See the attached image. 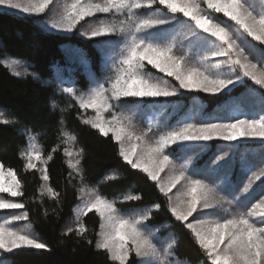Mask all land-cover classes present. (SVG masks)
<instances>
[{
  "label": "snow or ice",
  "instance_id": "snow-or-ice-1",
  "mask_svg": "<svg viewBox=\"0 0 264 264\" xmlns=\"http://www.w3.org/2000/svg\"><path fill=\"white\" fill-rule=\"evenodd\" d=\"M54 0H0V7L9 10H20L29 16H39L49 9ZM205 5L206 7H202ZM97 13L125 14L118 23L100 22L98 26L81 34L89 38L108 36L113 33L123 34L126 45L120 59L115 76L105 88L103 83L90 88L86 93L76 95L73 88H64L63 92L72 95L76 104L83 111L92 110L95 115L82 119V123L97 130L102 136L108 137L119 146V156L132 169H139L147 174L148 178L156 181L160 192L168 198V210L176 221L184 224L195 238L196 243L204 250L210 264H264V196L248 207V203L256 194L257 181L264 182V169L253 172L247 183L233 195L232 200H226L217 195V189L202 179H194L186 175L185 166L179 169L171 153L165 149L176 145L173 151L183 152L187 145L184 142H207L214 139L235 141L240 138H260L264 141V116L259 119H238L234 123H201L199 125L186 123L179 128L161 134L155 140H149L151 128L137 134L130 126L128 117L113 112L111 101L125 97H171L177 95L175 86L169 87L167 81L154 80L146 77L142 70L145 61L153 68L172 77L179 85V89L198 90L205 93L230 94L229 85H234L232 78L214 75L207 67L191 65L186 56H178L173 51V45L155 42L165 29L161 26L174 28L182 25L185 36L191 37L190 43L200 48H208L201 57V62H208L212 58H224L211 63L210 67L219 69L227 65L232 72H237L236 80L246 77L256 85L264 88V47L257 48L250 45L246 37L264 45V11L257 14L249 7L247 0H72L60 20L51 23L52 29L71 32L86 17H93ZM212 13L222 14L227 21H220ZM183 17L184 19H181ZM231 21L232 23H228ZM148 30H156L154 32ZM145 33L144 36L138 35ZM204 34V35H202ZM212 38V39H209ZM251 49V51H248ZM250 57H258L255 62ZM5 66L15 71L19 61L8 60ZM259 65V66H258ZM224 90H227L226 92ZM264 103V100H262ZM55 107V104H53ZM105 113H110V119ZM0 123L9 124L13 121L0 118ZM68 139L75 141L76 137L69 133H62ZM29 147L21 156L25 158V170L36 169L39 161L47 165L53 159L57 148L44 158L36 137L29 135ZM73 152L65 147L64 155L68 157V167L77 169L79 160H72ZM80 152L75 155H80ZM227 153L218 155L212 162L216 168L222 167ZM216 168L210 171H215ZM41 179L45 182L42 187L47 193L57 198L59 194L47 185L49 175L46 167L38 169ZM168 170L170 175L166 182L161 181V173ZM83 180V178H82ZM178 185L183 192H177L178 203H173L169 195ZM90 199L80 210V216H86L95 210L100 218L101 232L97 235L101 240L97 243L98 249L105 250L109 258L116 264H128L129 257L135 253L142 258L141 264H166L162 255H171V245L163 252L154 243L151 233L145 231V222L151 219V210L130 218L126 215H117L115 201L106 199L103 195L89 189ZM235 192V190H234ZM0 193H7L11 197L23 195L21 181L12 169L5 170L0 164ZM83 195L85 189H79ZM142 197L129 194L125 201H136ZM224 202L236 203L246 209L229 218L216 220L197 219L193 214L203 215L202 209L213 208ZM159 209L160 205H153ZM24 204L11 202L0 197V209H22ZM192 217L195 224L189 221ZM27 213L13 215L12 221L27 220ZM187 222V223H185ZM28 227H31L29 224ZM73 231L68 229V232ZM78 235L86 232V226L81 221L76 229ZM91 243V241H88ZM48 245L30 233L19 231L12 227L11 222L0 223V250L20 255L14 249L47 250ZM0 264L3 261L0 260Z\"/></svg>",
  "mask_w": 264,
  "mask_h": 264
},
{
  "label": "trees",
  "instance_id": "trees-1",
  "mask_svg": "<svg viewBox=\"0 0 264 264\" xmlns=\"http://www.w3.org/2000/svg\"><path fill=\"white\" fill-rule=\"evenodd\" d=\"M47 16L20 17L0 11V118L13 121L0 123V164L5 170H14L21 181L23 195L16 197L14 202L24 204V208L16 211L27 213L25 223L31 225L34 236L49 246L47 250L8 254L0 260L3 264H116L105 250L96 247L101 223L99 216L94 210L86 216H80L78 212L80 199L88 198L87 190L92 189L115 201L116 207L123 212L150 209L151 219L145 223L148 231L156 233L157 247L171 245V254L188 264H210L191 231L171 216L168 198L160 192L156 182L123 161L119 146L110 135L102 136L83 124L82 119H87L90 112L81 110L72 95L63 92L64 88L70 87L79 95L88 90L93 80H105L112 73V65L117 64L118 59L113 62L112 54L104 53L102 48H107L114 37L86 38L81 34L87 27L83 26L85 22L95 19L100 23L107 21L106 16L86 18L70 35L48 32L42 27ZM250 41L257 48L264 47ZM8 60L20 62L15 69L19 76L5 66L3 62ZM89 75L94 79L89 81ZM154 78L170 80L161 74ZM247 83L235 87L230 94L191 91L155 99L151 107L159 111L161 119H148L145 113L139 122L149 129L159 127L167 120L165 127L171 131L186 123H234L238 119H254L255 115L264 113V89L254 82ZM121 106L137 108L138 104L124 102ZM65 132L74 135L76 140L62 135ZM29 135L36 137L45 159L51 149L57 148L46 166L36 161V169L25 170L26 160L21 153L29 147ZM186 145L183 152L173 151L176 145L169 147L175 160L181 161L184 157L188 160L191 171L185 170L186 173L210 185L229 178L231 185H220L228 186L233 193L239 186L238 181L246 182L253 172L264 168V145L261 144L239 142L235 146L214 141ZM65 147L74 153L73 161H80L78 170L68 167ZM77 152L81 154L75 155ZM224 153L228 154L225 159L232 157L224 161L215 180L206 181L204 174L210 172L215 158ZM45 167L49 175L47 185L59 194L58 199L42 187L45 182L38 169ZM227 169H230L229 174H222ZM82 187L85 189L83 195L79 193ZM263 189L264 182L260 181L257 193ZM129 194L142 198L125 201L124 197ZM156 204L160 205L159 209L153 207ZM218 209L217 205L208 208L203 215L219 217L221 210L218 212ZM81 221L86 232L78 235L75 229ZM68 229L73 231L68 232ZM136 263L131 254L128 264Z\"/></svg>",
  "mask_w": 264,
  "mask_h": 264
},
{
  "label": "rangeland",
  "instance_id": "rangeland-1",
  "mask_svg": "<svg viewBox=\"0 0 264 264\" xmlns=\"http://www.w3.org/2000/svg\"><path fill=\"white\" fill-rule=\"evenodd\" d=\"M71 2H72V0H54V3L50 5L49 9L46 10V12L44 14H41V15H48L45 18V23L42 25V27H44L48 32H55V33H59L61 35L73 34L75 32V29H73L71 32H66V31H62V30H58V29H52L50 26L52 22H56V21L60 20L61 16L63 15V13L66 9V6L68 4H70ZM93 2H102V0H93ZM21 3H27V0H21ZM247 3L249 5V7H251L257 14L264 11V0H247ZM202 7H206V6L202 5ZM0 11L9 12L11 14L18 15L20 17L21 16L22 17L23 16L24 17L29 16V14L24 13L20 10H9V9H4L3 7H0ZM41 15H39V16H41ZM125 15H126V13L123 15L116 14V13H111V14L97 13L95 16H101V17L106 16L107 21H105V20L102 21L104 23H118L119 20L124 19ZM212 15H214V16L216 15V17L218 16L217 18L220 21H227V18L223 17L222 14L212 13ZM31 17H33V16H31ZM86 18H90V17H86ZM181 19H184V18L181 17ZM228 23L231 24L232 22L228 21ZM98 24L99 23L97 20L90 19L89 21L85 22V24L83 26L84 27L87 26L85 31H90L93 27L98 26ZM161 28L165 29V31L163 33H161V35L159 36V38L155 42L161 44L162 46L173 45L174 53L178 56H186L187 62L191 65H195V66H199V67H207V70L210 71L214 75H221L225 78H232L235 81V84L229 85V89L231 91L235 87H238V86L244 85V84H248L247 81L253 82L250 79H248L246 77H242V76L240 77L239 80H236V76L238 75V70H237V72L234 73V72H232V70L227 65H225L219 69H215V68L210 67L211 63L218 62L219 60H222L224 58H212L210 61L202 63L201 57H203L209 49L208 48H200V47L196 46L195 44L190 43L192 38L185 36L184 33H185L186 29L182 25H176L174 28H170L169 26H161ZM148 31L154 32L156 30H148ZM138 35L144 36L145 33H139ZM202 35H204V34H202ZM110 36L114 37V39H112L111 42L109 41V44H108L109 46L107 48L103 47L102 50L104 53H111L112 56L114 57L113 58V62H114L115 58L118 60L120 59L127 41H126V38L123 34L113 33V34H110ZM84 37L89 38L87 36H84ZM209 39H212V38H209ZM246 39H247L248 43L250 45H252L251 41H250V40H252L251 37H246ZM252 42H256V41L252 40ZM256 43L259 44L258 42H256ZM262 46H264V45H262ZM248 51H251V49H249ZM250 58L253 59L254 62L257 59H259L258 57H250ZM79 59H82V57L80 55H79ZM112 66H113V71L110 74V76L108 78H106L105 80L95 81V80H93L94 78L91 79V77L89 75L88 80L89 81L93 80V83L90 87H88V90L92 87H95L97 84H100V83H103L105 88H107L109 86L110 80L112 78H114L115 70L119 65L114 64ZM142 72L146 77H151L154 80H156L154 77L157 74H161L162 76L168 77L165 73H162L158 69H155L151 65L147 64L146 61H145V68L142 70ZM168 78L170 79L169 81H167L168 86L169 87L175 86L178 89L177 93L198 91V90L179 89L178 83L172 77H168ZM163 81H165V80H163ZM257 86H259V85H257ZM262 89H264V88H262ZM87 91H83L81 93H86ZM224 91L226 92L227 90H224ZM222 93H224V92H222ZM206 94L216 95L219 93H215V94L206 93ZM158 98H162V97H143V98L125 97V98H121L120 100H113V101H111V103L113 105L112 111L117 112V113H121L124 116L128 117L130 120V126L133 128V130L137 134H139V133L146 131L148 129V128L144 127L139 122L141 117L143 116V114L146 113L149 116L148 119H156V120L161 119L162 115H160L159 111L157 110V112H156L155 109H153L151 107L153 105L152 104L153 101L155 99H158ZM124 102L136 103V104H138V107L137 108H125L124 106H121V104ZM140 106H142V107H140ZM262 107H264V105ZM88 111L90 112V115H88L89 117L95 115V113L92 110H88ZM105 116H106V118L110 119V113H105ZM261 116H264V113L263 114L260 113V114L255 115L254 119H259ZM166 121H162L160 123L159 127H157V125H156L154 128H151L152 131L149 133V136H148V139L150 141L157 139L161 134L169 132V130L166 129L167 127H165ZM109 135L111 136V134H109ZM214 141L220 142L221 144L232 143L235 146H237L239 142H254L256 144L264 145V141H262L260 138H243V137L238 139V140H235V141H224V140H220V139H214V140L207 141V142H214ZM200 142H203V141H200ZM184 143L187 144V143H192V142H184ZM171 146H173V145H170L169 147H171ZM165 152L169 153V148L165 149ZM230 157H232V155L227 157L225 159V161L227 159H229ZM170 158L173 159V161L177 162V163L174 162L177 169H179L181 165H184L186 171H188V172L191 171L190 170L191 165L188 163V160L185 157L181 161L175 160L173 157H171V155H170ZM34 162L37 163L36 161H34ZM220 163L223 166L224 161H221ZM252 167H254V166H252ZM213 168H216V166L214 165L211 169H213ZM219 169H220V167L216 168L215 171H210L209 173L208 172L205 173L204 174L206 177L205 180L208 182H212L213 180H215L218 177V175H220V173H218ZM247 170L250 171L249 168H247ZM229 171H230V169L223 170L222 174H229ZM256 172H257V170H256ZM169 175H170V172L168 170H165V172H162L161 176H160L161 181L166 182ZM186 175H188V174L186 173ZM228 180H229V178H225L223 181H220L221 183L220 182L219 183L217 182L216 184L212 183L213 184L212 186H214L217 189V195L218 196H223L226 198V200H232L233 195L238 194L239 189H241L243 187V185L245 183H247V181L246 182H244V180L238 181L237 185L239 184V186H238L237 190L233 193V192H230V189L228 186L227 187L221 186V185L226 186L224 183H228ZM259 183H260V181H257L256 185L254 186L256 189V194H255L254 198L248 203V205H247L248 207H251V204L256 203L262 196H264V189L261 193H257V188H258ZM231 184L232 183H230V184L228 183V185H231ZM178 190H179V192L182 193L183 187L181 185H178L177 188L173 189L172 193L169 194L173 197V203L174 204L178 203V200H177ZM0 197L8 199L11 202H14V199L16 198V197L9 196L7 193H0ZM89 199H90L89 196H88V198L83 197L80 199V203L78 206V212H80V210L84 207V204ZM223 206H227V207H229V209H225V207H223ZM219 207H221V208H219ZM217 209H218V212H219V210H221L219 212V217L215 216L214 214H212L211 216L210 215L207 216V214L206 215H198V214L194 213L193 215L196 216L197 219L216 220V219H220V218H229L232 215H235L240 211L246 210V209L238 206V204H236V203L229 204L227 202H224L220 205H217ZM16 210H18V209H0V223H5L6 221L11 222L12 227H14L15 229H17L19 231L30 233L32 236H34L33 231L31 230L30 227H28V223L26 224L24 220L12 221L13 215H20L19 211H16ZM205 210L206 209H202L201 210L202 213H205ZM143 212L144 211L123 212V211L118 209L117 215H126L130 218H133L137 215L142 214ZM6 213H9L10 216L9 215L5 216ZM187 222H192L195 224V221L193 220L192 217H190L189 221H187ZM187 222H185V223H187ZM73 224H74V221H73ZM145 231L148 233H151L153 240L155 239L156 233L148 231L147 227H145ZM100 232H101V229H100L99 233ZM34 237H36V236H34ZM100 240H101V237L98 236L97 243ZM154 243H155V241H154ZM168 248H169V245H164L163 248H159V249L163 252L164 249H168ZM32 250H35V249H32ZM19 251H27V250H22V249H14L13 250V252H19ZM8 254H13V253L4 252V251L0 250V259H2L3 256L8 255ZM132 254L136 258V261H137L136 264H141L142 258L136 257L135 253H132ZM161 259L165 260L166 264H188V263L182 261L181 259L176 258V256H174L172 254L167 255V256L162 255Z\"/></svg>",
  "mask_w": 264,
  "mask_h": 264
}]
</instances>
